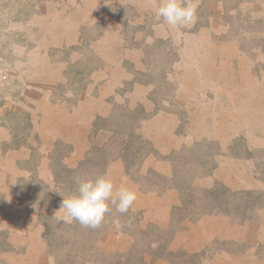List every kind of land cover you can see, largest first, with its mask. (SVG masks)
<instances>
[{"label": "rangeland", "instance_id": "374dc122", "mask_svg": "<svg viewBox=\"0 0 264 264\" xmlns=\"http://www.w3.org/2000/svg\"><path fill=\"white\" fill-rule=\"evenodd\" d=\"M83 1L0 0V184L4 178L2 186L15 184L18 198L50 203L53 195L49 192H55L60 198L63 197L60 192L66 195L61 185H55L52 175L57 162L75 168L90 150L104 146L105 149L98 147L97 150H106L105 154L90 153L85 169L81 167L84 173L93 172L92 178L107 173L117 188L129 178L135 181L131 173L145 182L135 181L136 185L140 183L144 188L166 195L171 179H163L153 166L147 165L159 150L143 133L142 123L163 110H175L180 120L190 121V130L197 134L207 133V129L213 132L217 124L226 130L228 138L219 142L212 135H206L204 140L198 136L194 144L190 141L169 150L167 159L174 166L177 164L175 182L186 191L192 186L197 188L187 193V200L193 202L192 205L188 202V210L173 206L178 217L173 219L175 230L181 228L184 218L201 216L195 209L199 204L205 213L227 202L224 211L205 214H224L238 222L245 221V217L264 221V194L258 193L264 190V0H192L198 5L195 23L176 30L156 18L155 7L159 4L147 9L141 0H128L126 7L122 5L124 0H113L117 10L112 12L110 23L115 38L109 51L97 45V40L107 32L102 24L79 26L81 16L74 9ZM129 1L136 3L130 5ZM88 2L94 3V0ZM152 2L148 0V5ZM157 25L163 27L157 28ZM204 37L212 38L218 45L236 43L250 53L257 77L254 84L258 85L251 92L258 93V97L254 95L251 99L237 89L234 100L219 99V91H213L208 85L193 94L185 90L183 77L189 73L186 61L191 64L188 54L194 51L197 58L204 54ZM45 55L64 67L61 80H56L51 88L43 83L45 74H49L46 64L52 68ZM110 56L114 58L108 59ZM124 56L123 66L131 75L125 88L133 89L132 96L119 95L118 100H107L108 104L101 107L83 99L86 87L92 84H95L93 96L98 95L102 82L97 74L107 69V65L109 68L118 64ZM178 96H184L187 104L177 106ZM190 100L193 104H189ZM214 111L218 115L222 113L218 120L221 116L231 122H223L224 127L221 122L213 123ZM203 115H209L207 123L198 120ZM62 116L68 120L74 116L72 129L66 124H59L57 129L54 122ZM99 117L106 120L97 127ZM47 119L50 123H45ZM183 124L180 133L187 130ZM114 128L134 129L135 133L114 135ZM235 153L243 156L244 161L229 163L223 156ZM217 166L222 169L226 166V169L217 172ZM67 184L71 188L77 186L75 182ZM126 186L136 189L132 183ZM212 187L217 189L216 196L213 194L211 198L207 190ZM244 191H254L257 202L242 205V201L249 199ZM4 198L0 190V201ZM180 201L182 204L181 197ZM37 208L40 214L33 230L38 228L47 242L46 264L135 262L137 251L123 252L129 242L125 235L114 242L110 238L106 247L101 238L109 229L117 230L121 225L128 227L132 234L142 227L155 228L157 223H168L169 216L161 212L159 216L156 213L150 216V212L134 204L126 213H119L112 206L101 225L93 229L57 220L53 214L58 209L53 206L42 212L39 205ZM6 221L5 213L1 212L0 231L6 230L9 239L16 226L9 227ZM130 233L126 234L131 236ZM147 239L141 240L147 242ZM147 248L148 244L142 251L149 252ZM4 253L0 250V264H6Z\"/></svg>", "mask_w": 264, "mask_h": 264}, {"label": "crops", "instance_id": "0c3cea01", "mask_svg": "<svg viewBox=\"0 0 264 264\" xmlns=\"http://www.w3.org/2000/svg\"><path fill=\"white\" fill-rule=\"evenodd\" d=\"M127 2L128 0H124L122 5L124 7L128 6ZM141 2L143 5L145 2L147 9H149L160 4L161 0H153L150 5H148V0H141ZM129 3L132 5L136 2L129 1ZM157 8L158 6L155 7V10ZM115 10L117 9L113 0H94V3L84 0L74 9L75 14L81 16L79 26L91 25L92 23L94 25L95 23L103 25V30L107 32L97 40L98 48H102L103 51H109L113 46L111 41L115 38L112 36L115 31L110 19L113 16L112 12ZM208 39L210 37L203 38L204 54H201L200 58H197L194 51L188 54V60L191 57V64L186 61L189 73L186 77H183L185 90L189 94H193L196 90L208 85L213 91H219V99L223 97V99L234 100L238 96L237 89L244 91L251 99L254 95L258 97V93L251 92L253 91L252 88L258 85L254 84L256 76L250 53L236 43L218 45L212 41V38ZM75 41L78 42V39ZM207 42H209V45H206ZM113 56L108 59L112 60ZM45 58L52 68L46 64L49 74H45L47 77H45L46 79L43 80V83L51 88V85L56 80H61L64 67L61 66V63L52 62L53 59L49 56L45 55ZM194 58L197 59L193 61ZM121 59L117 61L118 64H114L115 66L111 65L108 68L107 65V69L100 70L97 74L98 79L103 84V86L102 84L99 86L97 96L92 94L95 84L86 87L87 89L85 90L87 92L83 99L92 102V106L101 107L104 104H108L107 100H118L117 96L122 94H127L129 97L132 96L133 89L125 88L126 83L131 81L130 72L123 66L126 56ZM191 65H193V68H191ZM241 85L245 87L242 88ZM85 100L82 102L85 103ZM191 101H189V104H193ZM186 104L184 96H178L177 106ZM219 115L222 116V113ZM219 115L214 111L213 116L215 118L212 121L213 123L221 122L224 127L223 122H231L220 118L221 116L218 120L217 117ZM178 117V113L175 110H163L156 115L147 117L142 123L143 133L150 137L156 149L159 150L157 157H151L147 165L153 166L163 176H172L175 171L173 161L171 160V163L167 159V154L169 150H173L176 146L180 147L190 141L194 144L196 139L199 140L198 136H201L204 140L206 135H212L214 137L213 140H219V142L228 139L226 130H222L220 125H214L213 132L207 129V133L203 131V134L201 132V134H197L195 131L190 130V121L186 123ZM76 119L80 121L78 117ZM206 119H209V115H203L198 118L201 123H207ZM73 120L74 116L72 120L62 116L57 118L54 123L57 129H60L59 124H66L72 129ZM48 122L50 123V120L47 119L45 123ZM182 123L187 126L185 133H180ZM223 156L229 163L244 161L243 156L237 153ZM168 167L171 170L169 174L167 173L169 171ZM218 169L223 171L226 166L223 169L221 166L215 168L217 172L219 171ZM2 181L4 182V178L3 180L1 179L0 190L5 194V198L0 201V213H5L9 227L12 225L16 226L9 238L12 250L3 251L5 252L3 254L5 263L46 264L47 242L39 234L38 228L33 230L40 214L37 204L33 203V201L29 202L18 198L16 196V185L10 183L4 187L2 186ZM131 183L137 189V199L134 202L136 208L147 210L150 212V216H154L155 213L159 216L160 212L169 216L168 223H160V225L157 223L155 228H148L152 239L155 240V243H150L152 245L149 247L153 246L155 253H150L146 250L143 252L141 246H138L141 248L138 249L135 238L128 236L121 228L117 230L112 228L111 231L109 229L104 237L101 238L103 247H106L109 246L107 242L111 240L114 242L120 239L121 235H125L126 237L124 238L127 241L129 240V242L123 252L125 253L128 249L137 251L135 262L129 264H264V221L246 220L238 222L224 214H203L196 218H184L180 223L181 228L175 230L173 219L178 217H176L177 211L175 212L172 208L174 205L179 206L181 204L179 189L170 187L166 195H160L161 193L154 189L144 188L140 183L136 185V182L130 178L125 181L123 186ZM171 194L174 196H171ZM115 231H118L119 234H116ZM145 235L147 236L148 234ZM119 244L123 245L122 242ZM147 244L145 243L144 246ZM17 251L20 252L17 253Z\"/></svg>", "mask_w": 264, "mask_h": 264}, {"label": "clouds", "instance_id": "9594fccd", "mask_svg": "<svg viewBox=\"0 0 264 264\" xmlns=\"http://www.w3.org/2000/svg\"><path fill=\"white\" fill-rule=\"evenodd\" d=\"M197 7L192 0H161L155 16L162 19L169 29L176 30L195 23ZM60 193L63 199L53 216L63 223L77 221L81 226L93 229L101 225L112 206L117 212L126 213L137 199L136 189L128 186L117 188L107 173L94 178H77V189L72 195Z\"/></svg>", "mask_w": 264, "mask_h": 264}, {"label": "trees", "instance_id": "16d2710c", "mask_svg": "<svg viewBox=\"0 0 264 264\" xmlns=\"http://www.w3.org/2000/svg\"><path fill=\"white\" fill-rule=\"evenodd\" d=\"M106 119H103V118H100L99 117V119H97V121H96V123H95V125L97 126V127H100V124H102L103 123V121H105ZM115 129V128H114ZM114 131V135L115 134H117L118 133V135L119 134H123L124 132H129V133H131V135H132V133H135V131H134V129H131L130 131L129 130H127V129H125V130H122V131H118V130H113ZM130 135V134H129ZM99 147V149H105L104 148V146H98ZM98 147H96V150H90V152H89V155L87 156V157H85V159H83V160H81L80 161V164H79V166H77V167H75V168H70L69 166H67V165H65V164H61L60 163V161H58L57 162V164L55 165V167H56V170H54V168L52 169L53 170V173H52V175H53V178H55L54 180L56 181V183H55V185L57 184L58 186H60L61 185V189L63 190V192L66 194L65 196H70V195H72L75 191H76V189H77V186L75 187V188H71V187H69V185L67 184V183H74L75 182V184H77V178H81V179H84V178H92V174H93V172H89V173H84V171H83V169H85V165H86V163L88 162V159L90 158V156H92V155H90V153H94V154H96V153H98L99 152V155L101 156L102 154H105L106 152V150H97L98 149ZM81 167L83 168L82 170H81ZM177 167V164H176V166H175V170L177 169L176 168ZM129 172V171H128ZM130 175H131V177H133L134 178V180L135 181H140L141 183H143V184H145V182H142V180L141 179H138V178H136L133 174H131L130 173ZM149 175H151V173L149 172ZM178 175V173L176 172V171H174V173H173V175H172V177L174 178V181L172 182V179L173 178H171V177H168V176H163V175H161L160 174V176L163 178V179H171V182H170V184H169V188L170 187H175V188H177V189H179V191L181 192V194H180V196H181V200H182V204L180 205V206H178L177 208L180 210V209H182L183 208V211H185V210H188V208H189V203L192 205V203L193 202H189L188 200H187V193H188V191L190 190V189H193V188H196V187H191V188H189L187 191H186V189H184V187L183 186H181L180 184H177V182H175V180H176V176ZM64 181V182H63ZM176 183V184H175ZM197 189V188H196ZM217 189V188H216ZM216 189H214V187H212V188H210L209 190H207V193H211V198L215 195L216 196ZM70 191L72 192V193H70ZM254 191H249V192H243V194H246V196H248V200H244V201H242V205H244V206H249V205H251L253 202H257V199H258V197L256 196V194L254 193ZM260 195H263L264 194V190L263 191H260V192H258ZM49 194H52L53 195V200L52 199H50V203H48V201L47 202H41V201H34L33 203H35V204H37V205H39V208H40V212H42V211H49V210H51V207L53 206L54 208H59L60 207V205H61V201H62V199H63V197H61L60 198V196L58 195V194H56L55 192H49ZM214 194V195H213ZM233 194L235 195V194H238V192H233ZM56 195V196H55ZM58 196V197H57ZM184 196H186V197H184ZM189 198V197H188ZM20 199H22V200H24L23 198H20ZM190 199V198H189ZM189 202V203H188ZM208 203H210V205H211V202H208ZM226 203L227 202H223V203H221V205L219 204L218 206H216V207H218V208H210L211 206H209V208H207V209H209V210H206L205 211V213H215V212H221L222 210L224 211L225 210V205H226ZM185 205H187V208L185 209ZM191 205H190V207H191ZM200 204L199 205H197L196 207H195V209H196V212H199V214H201V215H203V214H205L204 212H202L203 210H201V208H200ZM255 206V205H254ZM53 208V209H54ZM222 209V210H221ZM190 210V209H189ZM201 211V212H200ZM244 211H246L245 209H244ZM189 217H193V216H189ZM193 218H195V216L193 217ZM247 219H251L250 217L248 218V217H245V221L247 220ZM75 221H73V224L74 225H77L78 226V224L79 223H77V221L74 223ZM239 222H243V221H239ZM141 225V224H140ZM121 230H123V232H125V233H130V230L128 229V227H125V226H122L121 225ZM131 234V236L133 237V238H135V242H136V244H137V248H139V249H141L144 245H145V243H148V250H149V252L150 253H155V249L153 248V246H151V247H149L150 245H152V244H150V243H155V240H153L152 239V236H151V234L149 233V229L148 228H146V229H144L143 227L139 230V232H137V233H130ZM145 234H148L147 236L145 235ZM1 236L2 237H4V238H1ZM142 237H147L148 239V241L147 242H144V241H142L141 239H142ZM12 245H11V243H10V241H9V239H8V233H7V231L6 230H2V231H0V250H2V251H7V250H12V247H11ZM138 246H141V248L140 247H138ZM146 249V248H145Z\"/></svg>", "mask_w": 264, "mask_h": 264}]
</instances>
